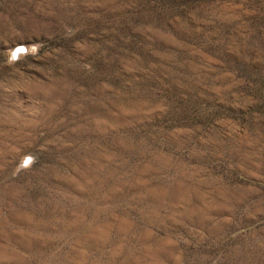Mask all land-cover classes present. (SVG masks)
Here are the masks:
<instances>
[{"label": "rangeland", "instance_id": "rangeland-1", "mask_svg": "<svg viewBox=\"0 0 264 264\" xmlns=\"http://www.w3.org/2000/svg\"><path fill=\"white\" fill-rule=\"evenodd\" d=\"M0 264H264V0H0Z\"/></svg>", "mask_w": 264, "mask_h": 264}]
</instances>
